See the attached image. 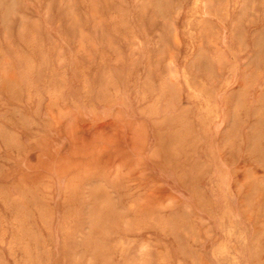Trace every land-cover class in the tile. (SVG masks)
Masks as SVG:
<instances>
[{
  "label": "rangeland",
  "instance_id": "374dc122",
  "mask_svg": "<svg viewBox=\"0 0 264 264\" xmlns=\"http://www.w3.org/2000/svg\"><path fill=\"white\" fill-rule=\"evenodd\" d=\"M0 264H264V0H0Z\"/></svg>",
  "mask_w": 264,
  "mask_h": 264
}]
</instances>
